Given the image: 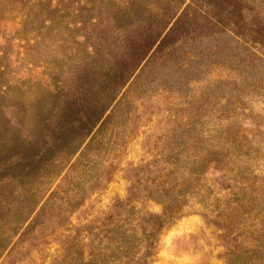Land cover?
<instances>
[{"label":"rangeland","instance_id":"obj_1","mask_svg":"<svg viewBox=\"0 0 264 264\" xmlns=\"http://www.w3.org/2000/svg\"><path fill=\"white\" fill-rule=\"evenodd\" d=\"M0 264H264V0H0Z\"/></svg>","mask_w":264,"mask_h":264},{"label":"trees","instance_id":"obj_2","mask_svg":"<svg viewBox=\"0 0 264 264\" xmlns=\"http://www.w3.org/2000/svg\"><path fill=\"white\" fill-rule=\"evenodd\" d=\"M43 208H41L38 212H37V215H39L41 213Z\"/></svg>","mask_w":264,"mask_h":264}]
</instances>
